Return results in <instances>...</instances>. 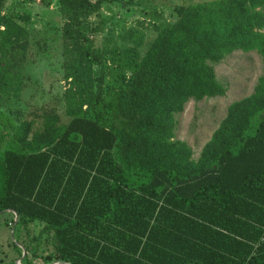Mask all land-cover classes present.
<instances>
[{"label": "trees", "instance_id": "16d2710c", "mask_svg": "<svg viewBox=\"0 0 264 264\" xmlns=\"http://www.w3.org/2000/svg\"><path fill=\"white\" fill-rule=\"evenodd\" d=\"M113 1L57 0L70 120L43 113L0 149V215L27 233L41 224L29 241L49 235L43 260L59 264H264V77L196 161L170 141L188 101L225 96L215 65L235 51L264 57V0L181 7L142 57L91 44L88 19ZM0 27V93L17 95L27 33Z\"/></svg>", "mask_w": 264, "mask_h": 264}, {"label": "rangeland", "instance_id": "374dc122", "mask_svg": "<svg viewBox=\"0 0 264 264\" xmlns=\"http://www.w3.org/2000/svg\"><path fill=\"white\" fill-rule=\"evenodd\" d=\"M208 1L212 0L105 2L100 12L88 19L92 28L90 42L94 48H105L108 52L133 47L138 57H142L154 40L157 28L178 19V9ZM7 19L25 28L28 46L21 68V90L17 95L0 93V149L25 121H33L32 133L40 129L43 113H54L60 124H68V111L72 107L64 67L68 52L61 35L66 18L59 11L57 0H0V23ZM214 69L217 79L227 86L225 96L190 100L183 112L175 115L170 141L185 143L192 151L193 161L225 119L228 106L253 94L258 79L264 77V57L255 50L235 51ZM97 72L98 67L92 66V78ZM15 220L12 212L0 215V264H26L25 251L32 264H58L43 260L45 253L53 249L49 235L29 241L37 237L41 224H29L27 233Z\"/></svg>", "mask_w": 264, "mask_h": 264}, {"label": "water", "instance_id": "95a60500", "mask_svg": "<svg viewBox=\"0 0 264 264\" xmlns=\"http://www.w3.org/2000/svg\"><path fill=\"white\" fill-rule=\"evenodd\" d=\"M7 211H10V210H7ZM12 213H13V212H12ZM15 217H16V215H15ZM16 221H17V218H16L15 222H16ZM25 254H26V251L24 252L23 257L25 256ZM56 263L59 264V262H56ZM61 264H66V263H61Z\"/></svg>", "mask_w": 264, "mask_h": 264}, {"label": "crops", "instance_id": "0c3cea01", "mask_svg": "<svg viewBox=\"0 0 264 264\" xmlns=\"http://www.w3.org/2000/svg\"><path fill=\"white\" fill-rule=\"evenodd\" d=\"M7 212H11V211H7ZM14 214V213H13Z\"/></svg>", "mask_w": 264, "mask_h": 264}]
</instances>
